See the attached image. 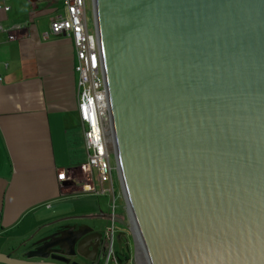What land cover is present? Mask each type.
Returning <instances> with one entry per match:
<instances>
[{"label": "water", "instance_id": "water-1", "mask_svg": "<svg viewBox=\"0 0 264 264\" xmlns=\"http://www.w3.org/2000/svg\"><path fill=\"white\" fill-rule=\"evenodd\" d=\"M91 11L113 158L147 264H264V0H91ZM57 222L0 264L86 258L81 237L29 250L64 241L72 228L39 237Z\"/></svg>", "mask_w": 264, "mask_h": 264}, {"label": "crops", "instance_id": "crops-1", "mask_svg": "<svg viewBox=\"0 0 264 264\" xmlns=\"http://www.w3.org/2000/svg\"><path fill=\"white\" fill-rule=\"evenodd\" d=\"M36 2L9 0L10 10L0 11V252L4 253L57 219L59 201L78 195L72 193L79 182L74 171L86 160L77 116L74 47L67 36L50 33V21L40 24ZM86 5L91 6L89 0ZM16 26L19 29L14 30ZM60 173H65L64 181L57 180Z\"/></svg>", "mask_w": 264, "mask_h": 264}, {"label": "built area", "instance_id": "built-area-1", "mask_svg": "<svg viewBox=\"0 0 264 264\" xmlns=\"http://www.w3.org/2000/svg\"><path fill=\"white\" fill-rule=\"evenodd\" d=\"M50 4L60 2L64 6V15L58 14L50 20V33L52 35H65L72 43L75 51L76 64L74 70L77 73V116L82 128L83 145L85 149V162L80 166L84 183L90 184L89 190L95 195L109 197V212L107 219L110 227L104 230L105 253L100 264H147L145 255L139 258L137 252L129 253L117 249L115 222L118 217L115 214V192L113 184V171L117 175V168L110 163L112 143L110 135L108 102L102 68L100 64L99 48L96 36L88 27L86 19L87 0H36ZM91 3V0H89ZM9 0L0 1V11L8 12ZM19 29L18 26L13 28ZM0 25V31H2ZM9 39L13 36L9 35ZM1 81V78H0ZM58 181L65 180V173L57 175ZM98 187V188H97ZM119 192L123 201V194L119 183ZM128 225L132 226L127 205L124 201ZM133 229V228H132ZM127 247V245H125ZM128 249V247H127ZM142 250V249H141Z\"/></svg>", "mask_w": 264, "mask_h": 264}, {"label": "rangeland", "instance_id": "rangeland-1", "mask_svg": "<svg viewBox=\"0 0 264 264\" xmlns=\"http://www.w3.org/2000/svg\"><path fill=\"white\" fill-rule=\"evenodd\" d=\"M36 14L40 24L47 22L49 23L50 19L58 14H64V6L60 2L50 4L48 2H39L36 4ZM86 19L89 29L92 28V11L91 6L86 5ZM110 163L112 167L115 168V162L113 154L110 158ZM74 176L79 180L78 183L74 184L72 193H78V195L66 198L59 201L60 211L58 212L56 225H60L66 222H76L84 221V219L93 217L95 228L101 232L110 227V221L103 217L106 216L109 212V197L103 195H95L93 192H86L90 188V184L84 183V177L81 174L80 169L74 171ZM113 184L115 192V214L118 217L119 221L115 222L116 233H123V250L125 245L128 247V252L133 253L137 252L139 258H142L144 255L139 246V243L134 236L133 229L131 225H128L126 213L124 211V201L120 196L119 186L117 175L113 171ZM98 188V187H97ZM42 210L49 211L50 209L42 208ZM125 251V250H124Z\"/></svg>", "mask_w": 264, "mask_h": 264}, {"label": "flooded vegetation", "instance_id": "flooded-vegetation-1", "mask_svg": "<svg viewBox=\"0 0 264 264\" xmlns=\"http://www.w3.org/2000/svg\"><path fill=\"white\" fill-rule=\"evenodd\" d=\"M107 218V216L105 217ZM71 229L70 233L63 235L64 241L54 238L48 242H43L29 248L30 251H37V253H46L50 244L66 245L67 241L73 237H81V244L79 246V252L86 258L76 255L72 258H66L65 264H100L105 253V236L104 231L101 232L95 228L93 217L84 219V221L66 222L51 227L47 232L41 234L39 237H47L56 232L63 231L64 229ZM66 239V241H65ZM69 250V249H68ZM75 250H77L75 248ZM38 260V259H34ZM47 261H55L50 258Z\"/></svg>", "mask_w": 264, "mask_h": 264}, {"label": "bare ground", "instance_id": "bare-ground-1", "mask_svg": "<svg viewBox=\"0 0 264 264\" xmlns=\"http://www.w3.org/2000/svg\"><path fill=\"white\" fill-rule=\"evenodd\" d=\"M143 252V251H142Z\"/></svg>", "mask_w": 264, "mask_h": 264}]
</instances>
